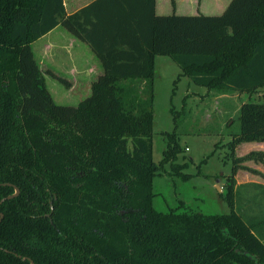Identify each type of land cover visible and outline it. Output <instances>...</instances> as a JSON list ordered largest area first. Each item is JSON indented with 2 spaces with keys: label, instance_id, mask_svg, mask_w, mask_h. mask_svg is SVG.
<instances>
[{
  "label": "trees",
  "instance_id": "16d2710c",
  "mask_svg": "<svg viewBox=\"0 0 264 264\" xmlns=\"http://www.w3.org/2000/svg\"><path fill=\"white\" fill-rule=\"evenodd\" d=\"M60 24L103 70L75 107L55 105L31 54ZM157 56L180 68L174 85L188 77L207 91L264 88V0H231L216 16L158 15L156 0H93L72 14L64 0H0V264H264V226L235 211L232 186L229 214L153 206L165 165L190 177L177 163L173 108L163 158L152 157ZM23 73L34 78L29 99ZM238 120L239 142H264V102L243 103Z\"/></svg>",
  "mask_w": 264,
  "mask_h": 264
},
{
  "label": "rangeland",
  "instance_id": "374dc122",
  "mask_svg": "<svg viewBox=\"0 0 264 264\" xmlns=\"http://www.w3.org/2000/svg\"><path fill=\"white\" fill-rule=\"evenodd\" d=\"M86 1L81 0L80 3ZM230 1L159 0L158 11L159 15L216 16L224 12ZM61 31L64 32L63 37L68 36L62 28ZM44 43L45 40L32 47L34 51L31 50V54L45 88L55 105L75 107L90 95L92 83L102 72L84 79L79 72L70 75L63 69L64 75H61L67 83L69 82V86L67 84L65 86L55 79V73L58 71L52 65L51 58L44 54ZM75 48L79 51V48ZM66 56L67 62L63 65L68 66L71 61L68 60V54ZM82 57L83 66L86 65L87 59L88 62L95 59L85 55ZM30 63L28 56L23 58L22 70L26 73L28 68H33L29 74L31 77L35 68ZM180 73V68L170 57H156L152 157L156 164L163 158L166 142L162 134L171 133L175 128L170 111L173 108L175 112H179L176 133L183 150L177 163H187L182 172L189 174L190 177L184 180L174 175L170 164L165 165L163 172L152 181L155 195L153 206L163 213L176 210L208 215L229 214L231 208L224 196L232 186L237 191V195L234 196L235 211L243 214L246 223L256 221L255 223L261 222L260 224L264 226V192L254 186L255 184L264 186V142H239L236 137L239 131L240 106L249 101L264 102V88L249 94L207 91L206 88L192 83L188 77H181L174 85ZM25 77L23 73L19 87L23 98L29 99L28 93L31 92L34 78L30 82V78L26 80ZM26 87L29 89L25 90ZM35 104L39 106L36 101ZM25 108L29 111L31 106L25 105ZM40 108L44 115L52 109L51 105ZM233 159H237V171L230 178Z\"/></svg>",
  "mask_w": 264,
  "mask_h": 264
},
{
  "label": "crops",
  "instance_id": "0c3cea01",
  "mask_svg": "<svg viewBox=\"0 0 264 264\" xmlns=\"http://www.w3.org/2000/svg\"><path fill=\"white\" fill-rule=\"evenodd\" d=\"M80 1L81 0H64L66 13L72 14L80 10L81 8L85 7L86 5L91 3L93 0H87L84 3H80ZM159 5H160L159 0H156V13L158 15H159V11H158ZM61 28L68 34V36L63 37L64 32L61 31ZM59 39H61L60 41H58L60 43L57 42V40ZM44 40H45V43L43 44V52L46 55V57L51 58L52 65H54V67L57 68V71H58V73H55L54 71L53 73H55L56 77L60 78V80H64L66 82V79L63 78V76L61 75V74L64 75L63 69L68 71L70 75L71 74L75 75L79 72L81 73L80 75L84 77V79H89V77L92 78L93 75H99L102 72V66L100 62L97 60L96 56L94 55L91 47L85 41L81 40L78 36L74 35L72 32H69L63 25L61 24L58 25L48 34L41 37L39 40L35 41L34 43H32L31 49L33 50L34 46L37 43L44 41ZM75 47L79 48V51L75 50L76 49ZM74 51H76L75 55H74ZM51 53H52V56H50ZM67 54H68V60L71 61L70 65L68 64V66L63 65L67 62V59H66ZM82 55L95 58V59L89 60V62L87 59L86 65L83 66V64H81V61H83L84 56L82 57ZM67 84L69 86V82ZM60 106H65V105H60ZM67 106L74 107V106H69V105ZM238 185H240V183H238Z\"/></svg>",
  "mask_w": 264,
  "mask_h": 264
},
{
  "label": "water",
  "instance_id": "95a60500",
  "mask_svg": "<svg viewBox=\"0 0 264 264\" xmlns=\"http://www.w3.org/2000/svg\"><path fill=\"white\" fill-rule=\"evenodd\" d=\"M16 193H18V190H16Z\"/></svg>",
  "mask_w": 264,
  "mask_h": 264
}]
</instances>
